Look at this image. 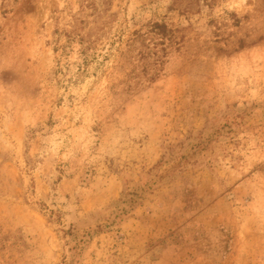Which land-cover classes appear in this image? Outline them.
<instances>
[{"label": "rangeland", "instance_id": "1", "mask_svg": "<svg viewBox=\"0 0 264 264\" xmlns=\"http://www.w3.org/2000/svg\"><path fill=\"white\" fill-rule=\"evenodd\" d=\"M0 264H264V0H0Z\"/></svg>", "mask_w": 264, "mask_h": 264}, {"label": "trees", "instance_id": "2", "mask_svg": "<svg viewBox=\"0 0 264 264\" xmlns=\"http://www.w3.org/2000/svg\"><path fill=\"white\" fill-rule=\"evenodd\" d=\"M152 28H153L152 31L156 32L157 35L163 36L167 31V25L165 23L154 22Z\"/></svg>", "mask_w": 264, "mask_h": 264}]
</instances>
